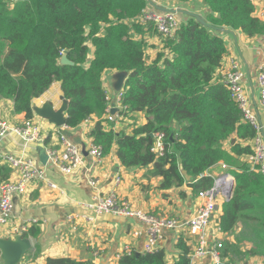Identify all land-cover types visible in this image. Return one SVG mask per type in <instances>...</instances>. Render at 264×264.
<instances>
[{
	"label": "trees",
	"instance_id": "trees-1",
	"mask_svg": "<svg viewBox=\"0 0 264 264\" xmlns=\"http://www.w3.org/2000/svg\"><path fill=\"white\" fill-rule=\"evenodd\" d=\"M201 1L208 8L205 22L210 27L189 16L172 37H163L153 23L137 21L147 0H0V100L11 101L13 113L32 120L33 100L59 83L67 102L65 126L75 128L95 117L88 136L103 157L116 145L122 166H152L151 174L162 178L161 189L186 185L198 193L213 185L204 176L207 170L219 162L228 164L234 187L222 204L219 226L234 235V242L223 243L221 257L228 261L221 264H236L229 254L245 242L251 245L247 257L264 260V175L245 160L252 154L256 133L228 88L215 82L227 54L223 34L261 37L264 22L254 15L253 0ZM146 34L156 35L161 44L149 65ZM64 52L72 66L59 63ZM106 71L125 74L120 114L145 116L146 122L131 134L116 135L103 125ZM156 133L163 134L159 156L151 151ZM233 137L237 143L226 150L224 143ZM10 174L0 159V184L8 182ZM37 232L29 229L21 236L34 238ZM176 248L180 253L172 264H191L190 247L179 239ZM44 264L92 263L47 258ZM118 264H166V257L161 249L132 251L122 254Z\"/></svg>",
	"mask_w": 264,
	"mask_h": 264
},
{
	"label": "crops",
	"instance_id": "crops-1",
	"mask_svg": "<svg viewBox=\"0 0 264 264\" xmlns=\"http://www.w3.org/2000/svg\"><path fill=\"white\" fill-rule=\"evenodd\" d=\"M253 4L254 15L264 22L262 17L264 0H253ZM156 6L167 10L193 13L204 20L209 12L201 0H191L186 3L179 0H156ZM154 9L159 11L156 7ZM188 18L189 16L183 13L177 14L179 23L186 22ZM222 38L227 54L216 71L215 82H219L231 60L239 63L245 74L244 89L247 105L263 129L264 141V105L260 103L259 86L256 81V70L260 64L264 63V35L247 38L239 32H227ZM144 39L148 45L145 58L146 64L149 65L160 51L161 44L156 35L146 34ZM91 56L90 51L88 59ZM117 74L116 71H106L102 77L108 102L110 101V106H114L115 109L118 105V92L114 90L113 82ZM62 99L60 84L56 82L41 97L33 100L32 107L41 108L45 104H50L54 110H58L62 106ZM125 118L109 122L104 115L103 120L106 121L103 125L106 129H112L116 135L121 133L128 135L136 126L146 122L142 113L129 114ZM23 121H25L23 114L13 113L11 101L0 100V122H4L10 129L0 139V151L17 157L33 159L41 172V176L29 182L25 194L14 198L9 224L0 227V239L21 235V227H24L26 231L29 229L38 231L36 237H29L32 247L22 258L20 264H44L47 258H70L92 264H118V259L122 254L132 251L142 252L147 235L144 225L136 219L104 214L94 221L91 220L92 213L87 206L94 201V198L104 197L111 193H115L118 200L127 201L133 209L141 210L148 215L172 218L179 223L185 222L196 213L200 204L197 193H193L192 189L186 185L169 190L161 189L162 178L151 174L152 166L145 168L122 166L116 154V145L112 146L110 153L100 162L89 156L87 150L92 141L88 134L95 125V117L82 122L75 128H67L66 126L57 127L33 113L31 121L40 126V138L33 142L23 140L12 131ZM63 139L73 143L84 156L83 165L70 175L62 174L49 163L48 159L45 165L39 160L40 150L46 151L50 147L60 148ZM234 143L237 142L233 137L223 146L229 150ZM245 144L241 141V145ZM222 165L227 166V170H223ZM229 170L228 164L219 162L207 170L204 176L211 178L214 182V179L224 173L230 174ZM16 178L17 174L11 170L9 180ZM91 179L97 181L96 186L89 185ZM49 183L56 185V189L50 188ZM225 200L218 201L209 229V238L217 237L214 232V223H219L222 204ZM71 215L78 217L68 222L67 218ZM218 237L225 243L234 242L233 234L223 233ZM179 239H182L193 252V240L185 228L164 230L158 243V249L165 252L166 264H172L177 259L180 252L176 244ZM250 248V243H243L239 251L229 254V259H233L236 264H264L261 257L245 255V251ZM225 261H228V257L222 258V262ZM193 264H210V258L206 256L196 259Z\"/></svg>",
	"mask_w": 264,
	"mask_h": 264
},
{
	"label": "built area",
	"instance_id": "built-area-1",
	"mask_svg": "<svg viewBox=\"0 0 264 264\" xmlns=\"http://www.w3.org/2000/svg\"><path fill=\"white\" fill-rule=\"evenodd\" d=\"M9 1L12 2L13 0ZM151 2L156 4V0H151ZM262 17L264 18V9ZM137 21L141 24L147 22L153 23L157 33L163 37H172L179 26L176 13L157 11L149 3ZM244 79L245 74L239 63L231 60L229 67L223 71L219 82L228 88L230 97L237 104L243 119L255 130L256 134L252 141V154L247 157V162L251 168H256L257 171L264 175L263 129L255 114L247 105ZM256 81L259 86V100L264 105V63L260 64L256 70ZM120 96L121 94L117 93L118 105L116 109L114 106H110V101L107 103L105 116L109 122H116L117 119L121 118L119 114L123 108L119 104ZM9 130V126L4 122H0V139ZM12 131L27 142L38 141L40 138V128L31 120L23 121L21 125L14 127ZM154 137L155 143L151 151L158 156L162 155L164 149L162 143L163 134L156 133ZM60 145V148L50 147L46 149L45 153L51 165L56 167L62 174L70 175L83 165L84 156L79 148L66 139H63ZM87 154L97 162H100L103 158L101 147L93 143L87 150ZM0 159L17 174L16 179H10L8 182L0 184V227H2L8 224L12 215L14 198L25 194L29 182L35 177L41 176V172L31 158L17 157L0 151ZM221 167L223 170H227V166L222 165ZM96 184L97 181L94 179L89 180L90 186L94 187ZM232 184L233 177L228 173H224L222 176L214 179L213 185L210 188L198 191L197 196L200 204L197 207L196 213L183 223H179L172 218L148 215L141 210L133 209L127 201L118 200L115 193L94 198V201L87 208L92 213V221L104 214H113L124 218L136 219L143 224L147 235V241L142 249L143 253H152L158 249V243L164 230L185 228L192 238L194 245V250L190 254L191 264L196 259L206 256L210 258V264H221L223 240L218 235H222L223 232L219 223H214V232L217 237L209 238V229L216 213L218 201L226 199V192ZM49 187L56 189V185L52 183H49ZM77 217L76 215L68 216L67 221L72 222ZM24 231H26L25 228L21 227L20 233L22 234Z\"/></svg>",
	"mask_w": 264,
	"mask_h": 264
},
{
	"label": "water",
	"instance_id": "water-1",
	"mask_svg": "<svg viewBox=\"0 0 264 264\" xmlns=\"http://www.w3.org/2000/svg\"><path fill=\"white\" fill-rule=\"evenodd\" d=\"M147 1L149 5L154 6V8L155 7L158 8L160 12H166V13L170 12L176 14L183 13L185 15L195 18L197 22L200 23L201 25L210 27L202 17L196 14L188 13L184 11L167 10V9L159 8L156 6V4L151 2V0H147ZM59 63L61 65H69V66L73 65V63L67 59L66 52H64V54L61 56ZM124 78H125L124 73H118L116 75L114 87L117 91L115 89L114 90L118 93L122 88ZM62 100H63L62 106L58 110H54L50 104H45L41 108H33V113L40 118L46 119L48 122L54 124L57 127L65 126L66 116H64V114L66 113L67 110V102L64 99ZM39 160L41 164L43 165L46 164L47 156L44 149L40 150L39 152ZM233 187H234L233 184L229 186L226 192L225 201H228L231 198ZM31 247L32 245L30 239L26 237H22L21 235H16L13 238L0 239V260L2 264H20V261L27 254V252L31 250Z\"/></svg>",
	"mask_w": 264,
	"mask_h": 264
},
{
	"label": "rangeland",
	"instance_id": "rangeland-1",
	"mask_svg": "<svg viewBox=\"0 0 264 264\" xmlns=\"http://www.w3.org/2000/svg\"><path fill=\"white\" fill-rule=\"evenodd\" d=\"M63 54H64V53H63ZM115 79H116V76H115ZM114 84H115V82H113V88L115 89ZM115 90H116V89H115ZM116 91H117V90H116ZM119 115H120V117L123 118V119H124L125 117L127 118V116H125V115H122V114H119ZM126 118H125V119H126ZM128 119H130V118H128ZM132 120H133V119H132ZM135 122H137V121H135ZM33 123H34V122H33ZM35 123H36V122H35ZM132 124H133V123H131V125H132ZM36 125L40 128V126H39L37 123H36ZM9 221H10V220H9ZM9 221H8V224H9ZM8 224H7V225H8ZM7 225H6V226H7ZM2 227H4V226H2ZM2 227H1V228H2ZM223 243H224V242H223ZM221 256H222V255H221Z\"/></svg>",
	"mask_w": 264,
	"mask_h": 264
}]
</instances>
